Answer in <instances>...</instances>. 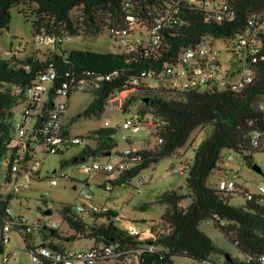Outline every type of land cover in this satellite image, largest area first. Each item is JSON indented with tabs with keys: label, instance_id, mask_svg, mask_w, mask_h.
<instances>
[{
	"label": "trees",
	"instance_id": "1",
	"mask_svg": "<svg viewBox=\"0 0 264 264\" xmlns=\"http://www.w3.org/2000/svg\"><path fill=\"white\" fill-rule=\"evenodd\" d=\"M203 1V0H200ZM237 12L233 22H207L204 10L193 4H181L175 13L174 0H0V36L8 29L12 14L17 5L27 8V18L34 16L35 37L42 32L63 40L68 37L99 35L107 27L124 29L128 25V11L132 16L147 24L170 13L173 21L165 23L161 44L156 47L142 46L130 54H101L90 50H73L63 54L61 50L48 51L42 60L39 51L19 59L0 60V171L2 162L13 158L16 149L12 147L16 126L14 107L27 100L28 91L51 67L57 71L56 88H60L73 77H93L108 75L116 70L120 76L111 82H102L93 94V100L83 116L101 118L109 97L129 85L132 78L143 72L163 73L168 66L176 65L185 49L198 48L204 41L224 40L233 43L239 35L249 28V20L254 16L264 17V0H225ZM130 8L127 9L126 5ZM184 5V6H183ZM35 6V7H34ZM176 21V22H175ZM114 41L115 38L111 36ZM262 48L256 63L251 66L256 74L255 82L241 92L225 90H182L162 87L144 91L143 97L132 95L128 106L142 102L140 111L158 120L154 137L158 145L151 150H141L136 159H130L132 167L126 173L111 181L115 185H127L132 178L143 170L157 164L161 159L172 156L182 149H195V157L187 174V187L190 196L178 192L162 195L158 202L168 206L159 223L152 222L153 241H141L130 236L116 225V213H95L93 217L106 218L107 223L89 225L79 218L76 205H65L61 214L74 234L64 237L58 230H50V236L60 241L67 238L93 239L95 245L118 243L127 250H145L139 264H174L175 258H187L204 263L217 253L214 242L200 230L203 222L213 220L215 227L233 243L245 256V261L226 260L224 264H260L264 255V202L259 198L248 201L243 193L244 205L235 207L230 204L232 194L208 186V179L215 171H222L220 164L224 150L233 151L253 167L255 154H264V33L261 34ZM57 97L51 93V101L46 110L52 109ZM71 96H69V99ZM148 101V102H147ZM211 127L213 130L198 148H186L190 135L196 129ZM261 135L258 145H254L251 135ZM117 130L103 128L92 131L87 139L95 146L87 145L73 159L74 163L102 158L116 147ZM162 141V143L160 142ZM122 156L125 155L122 154ZM78 159L77 162L75 160ZM68 164L61 163L62 167ZM7 171V183L10 164ZM110 182V181H108ZM15 192L6 195L0 203V228L3 243L4 227L7 221H16L17 216L7 213ZM191 198L187 207L182 202ZM43 203L47 204V201ZM91 216V217H92ZM18 232L24 239L27 251L35 248L30 234ZM24 229V228H23ZM43 228L41 232L45 233ZM53 232V234H52ZM57 250L63 245L50 243ZM3 252V247L0 248ZM98 264H124L123 260H104Z\"/></svg>",
	"mask_w": 264,
	"mask_h": 264
},
{
	"label": "built area",
	"instance_id": "2",
	"mask_svg": "<svg viewBox=\"0 0 264 264\" xmlns=\"http://www.w3.org/2000/svg\"><path fill=\"white\" fill-rule=\"evenodd\" d=\"M193 4L204 10L207 22L224 23L233 22L237 17V12L225 0H174L173 5L175 13H178V7L181 4ZM184 6V5H183ZM129 9L130 5L127 4ZM128 25L124 29L113 28L110 30L111 36L115 38V43L122 49L121 54H130L137 51L142 46L149 45L156 47L161 44L165 23L173 21L170 13L156 20L152 25L147 24L132 16V11H128ZM176 22V21H175ZM249 28L245 33L239 35L232 43L235 50L234 54L240 56V63L231 71H225L219 60V54L212 48L214 42L211 40L204 41L198 48H188L182 53L179 62L174 66H168L161 74L154 72H143L140 76L134 77L129 82L128 86L116 91L112 94L107 102V105L118 115H125L118 120L114 125L109 122L105 123V128L127 131L132 134L139 133L145 129H157L158 120L151 115H143L140 110L136 111L128 106V102L132 95H137L139 89L144 91L157 90L162 87L182 90H225L231 89L234 92H241L255 82L256 74L251 63L257 62V57L262 48L261 34L264 33V17L254 16L249 20ZM65 38L60 40L54 36L42 32L36 36L38 45L46 46L48 51L61 50ZM21 47L18 48L20 50ZM119 70L108 75H98L93 77L92 73H87L84 77H73L69 82H65L60 88H56L57 71L51 67L43 74L36 84L30 88L27 95V100L22 105L24 107L21 113V122L16 125V132L12 147L16 149L12 159L6 161V165L10 164V173L8 176L9 189L6 194L0 193V203L2 199L15 192L21 182L31 184L39 177L42 169L43 155H59L63 154L74 146L90 145L93 143L89 139H81L72 136L68 129L69 119V96L77 92H89L94 94L100 89L102 82H111L120 76ZM174 81L182 82V85L176 86ZM57 94L55 97L52 109L46 112V106L51 101V93ZM143 97V95H142ZM261 135L254 132L251 135L254 145H258ZM121 138L126 141H131L132 137L122 134ZM162 143V141H160ZM95 144V143H94ZM91 146V145H90ZM137 147L128 149L123 153L125 158L114 164L104 162L100 158L90 159L81 162L83 171L87 174L97 173L106 177L107 181L111 182V175L118 176L126 173L131 169L130 159H136L140 153ZM195 157V149L186 150L179 158L177 166L174 167L170 175H187L193 164ZM228 161H232L229 156ZM241 174L236 172L235 177H240ZM65 179H70L69 176H64ZM51 186L58 185L57 179L49 180ZM249 185L244 181V187ZM106 191H112V187L107 186ZM218 189L227 193H235L237 185L234 181L219 183ZM140 192L139 189H137ZM260 195L253 194L248 190H244L248 201H253L259 198L264 202V183L260 187ZM81 202L76 205L75 211L77 216L83 220L86 217H91L95 213H116V220L122 222L126 231L130 236L138 237L141 241H153L151 227L142 229L136 222L132 221L128 216L123 215L112 205L103 207L97 206L93 201V196L85 189L81 191ZM7 213L14 216L11 207L7 208ZM17 216V215H15ZM21 226L20 232L32 233L34 229L42 230L46 228L49 232L57 230V224H48L39 221L34 225H29L25 218L17 216V220L7 221L4 227L3 243H10L8 234L14 232L16 227ZM24 228V229H23ZM121 228V227H120ZM53 234V232H52ZM66 241V240H65ZM64 246V245H63ZM145 250H127L121 248L116 242L109 244L94 245L89 250H70L65 246L54 250L48 245L35 246L29 251V255L34 264H98L104 260H123L124 264H139L141 256ZM15 255V254H14ZM10 259V255L4 256L3 264H6ZM260 264H264V255L259 259Z\"/></svg>",
	"mask_w": 264,
	"mask_h": 264
},
{
	"label": "rangeland",
	"instance_id": "3",
	"mask_svg": "<svg viewBox=\"0 0 264 264\" xmlns=\"http://www.w3.org/2000/svg\"><path fill=\"white\" fill-rule=\"evenodd\" d=\"M35 7V6H34ZM27 7L17 5L11 10L12 20L9 29L2 31L0 36V60H9L13 56L19 59L25 56H30L36 51H39V58L44 59L48 53L46 46H40L36 42V37L33 29L34 16L31 14L27 18L24 10ZM21 47L20 50L18 48ZM218 54L219 60L225 71H231L240 63V56L234 54L235 50L232 43H227L224 40H217L212 47ZM73 50L83 51L90 50L101 54H118L121 48L115 43L111 37L110 30L106 27L99 35H86L71 37L70 40H65L61 52L68 54ZM176 86H181L182 82L174 81ZM143 93H137L141 98ZM93 100V94L89 92L74 93L68 100L69 104V119L68 129L72 136L81 139L87 138L92 131L105 128V123L109 122L114 125L118 120L125 115H118L111 106L107 105L104 114L101 118L95 116H83L86 108ZM264 102L262 99L259 102L261 105ZM264 104V103H263ZM262 104V105H263ZM142 102H136L132 108L136 111L140 110ZM24 107L18 103L14 107V123L21 122V113ZM211 127L205 129H196L190 135L187 141L186 148H198L206 139V136L211 133ZM131 136V141H126L121 138L122 134ZM154 129H145L139 133L132 134L129 130H117L115 141L117 147L111 152L110 156L100 158L104 162L118 163L124 159L122 154L134 146L139 150H151L157 147V138L153 136ZM93 147L94 143L89 142ZM85 145L74 146L69 151L59 155H43L41 179L28 184L21 182L19 188L15 191L16 198L11 202L13 213L26 219L29 225H34L39 221L46 222L50 225L57 224L58 232L64 237L74 234L68 224L62 217L61 209L65 205H77L81 202V191L86 190L93 196L94 203L103 207L107 204L116 207V209L125 216H128L132 221L142 229H149L152 222L159 223L165 215L168 206L158 202V199L168 192H178L185 196H190L191 193L187 187L188 175H170L171 170L177 166L180 156L186 151L182 149L176 154L161 159L157 164L143 170L138 176L132 178L129 184L115 185L108 182L106 177L97 173L87 174L83 171L82 165L74 163V157L84 149ZM232 157V161H228V157ZM220 167L222 171H215L208 179V186L218 188L221 181H234L237 185V190L232 194L230 204L235 207H241L245 201L243 199L244 190L260 195V187L264 183V176L254 172L249 164L238 154L233 151L224 150L221 154ZM67 161L65 167L61 163ZM253 162L258 164L264 172V154H255ZM8 166L6 161L2 162L0 171V193L6 194L10 185L7 183ZM236 172L241 174L240 177H235ZM64 176H69L70 179H65ZM118 178L117 174L111 175V181ZM57 179L58 185L51 186L49 180ZM244 181L249 185L245 188ZM112 187V191H106V187ZM140 192H138V190ZM47 201V204L43 203ZM192 202L191 198H187L182 202V206L187 208ZM50 210L51 215H45L44 212ZM85 222L89 225L97 223L99 225L106 224V218L86 217ZM116 225L125 228L122 222L116 220ZM202 233L207 235L224 254L217 253L211 256L210 260L204 263L194 262L187 258H175L174 264H224L226 256L229 255L232 259L245 261V256L239 248L233 244L222 232L215 227L214 221L209 220L200 225ZM45 233L41 230L34 229L30 234L31 243L33 246L49 245L57 243L64 245L70 250H89L95 245L93 239L76 238L66 241H60L50 236V231ZM10 243L2 244L1 228H0V248L3 247V252L0 251V264H3L4 256L10 255V259L6 264H34L29 252L27 251L24 239L18 232L8 234ZM15 254V255H14Z\"/></svg>",
	"mask_w": 264,
	"mask_h": 264
},
{
	"label": "water",
	"instance_id": "4",
	"mask_svg": "<svg viewBox=\"0 0 264 264\" xmlns=\"http://www.w3.org/2000/svg\"><path fill=\"white\" fill-rule=\"evenodd\" d=\"M9 29V28H8ZM148 102V101H147ZM111 155V153H108L107 154V156H110ZM78 161V159H76L75 160V162H77ZM252 170L254 171V172H256L257 174H259V175H261V176H264V172H263V170H262V168L258 165V164H254L253 165V167H252ZM44 214L45 215H51L52 214V211H50V210H47V211H45L44 212ZM226 260H231V258H230V256L229 255H227L226 256Z\"/></svg>",
	"mask_w": 264,
	"mask_h": 264
},
{
	"label": "crops",
	"instance_id": "5",
	"mask_svg": "<svg viewBox=\"0 0 264 264\" xmlns=\"http://www.w3.org/2000/svg\"><path fill=\"white\" fill-rule=\"evenodd\" d=\"M40 173H41V172H40ZM40 173H39V177H38V178H41Z\"/></svg>",
	"mask_w": 264,
	"mask_h": 264
}]
</instances>
